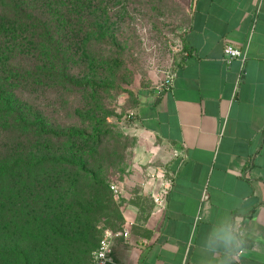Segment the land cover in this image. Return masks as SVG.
<instances>
[{
	"label": "rangeland",
	"instance_id": "1",
	"mask_svg": "<svg viewBox=\"0 0 264 264\" xmlns=\"http://www.w3.org/2000/svg\"><path fill=\"white\" fill-rule=\"evenodd\" d=\"M22 2L33 12V27L26 18L25 27L10 28L0 38V173L13 174L0 193V232L5 246L36 253L50 247L44 249L48 262L35 264H77L70 251L74 246L59 239L41 241L45 226L32 217L53 218L48 198L84 190L75 180L79 168L66 175L68 180L46 179L51 168L40 159L39 175L29 183L26 171L16 176L10 165L41 156L75 159L80 153L87 160L83 172L105 179L102 194L109 199L92 222L91 237L74 247L82 250L79 264H87L103 229H119L129 210L135 211L129 235L143 238L151 232L147 221L156 204L151 192L166 184L179 147L141 137L131 107L137 90L162 86L173 72L183 54L193 0ZM17 41L23 49L10 51ZM87 141L97 144L88 152ZM158 179L152 188L150 182ZM111 183L119 187L117 197ZM63 231L76 232L71 226ZM118 254L125 249L116 245L111 259Z\"/></svg>",
	"mask_w": 264,
	"mask_h": 264
},
{
	"label": "crops",
	"instance_id": "2",
	"mask_svg": "<svg viewBox=\"0 0 264 264\" xmlns=\"http://www.w3.org/2000/svg\"><path fill=\"white\" fill-rule=\"evenodd\" d=\"M224 40L245 52L237 84ZM182 43L169 85L137 90L131 107L141 137L179 147L165 203L147 242L114 239L125 254L108 264H225L237 248L222 228L245 250L239 264H264V0H193Z\"/></svg>",
	"mask_w": 264,
	"mask_h": 264
},
{
	"label": "trees",
	"instance_id": "3",
	"mask_svg": "<svg viewBox=\"0 0 264 264\" xmlns=\"http://www.w3.org/2000/svg\"><path fill=\"white\" fill-rule=\"evenodd\" d=\"M31 19L28 20L31 22V27L33 23L34 15L31 12L29 6L23 4L22 0H0V38H3L4 35L7 34L10 28H22L24 26V19ZM35 25V24H34ZM12 31V30H11ZM15 40V39H11ZM7 43L6 45L11 44L12 42ZM0 41H3L0 39ZM18 45H15L11 48V45L8 46L11 50H20L23 49V44H20L17 41ZM55 51H58L55 48ZM80 135L82 133L77 132ZM55 135H64V132H57ZM78 139L79 136H76ZM95 145H90V142H85V149L86 151H90L91 149L95 148ZM78 158L68 159L65 156H41L39 158L29 160V159H19L18 162L12 163L10 166L12 172L14 171L16 176H18L21 172L26 171L24 173V178L27 182L33 183L36 178L38 177L39 171V161L40 159L44 160L45 165H49L51 170L46 171L44 173V177L46 179H51L55 177L56 179H65L68 180L66 175L69 174L70 171H75L76 167L80 170V175L77 176L75 180H80L82 186L84 188L83 191L78 193L77 195H55L52 198H48L45 203H48L51 208H53V218L43 217L38 218L33 213L34 222L39 224L40 226H45L46 231L41 233L40 240L45 242L46 244L52 240L59 239L61 241H65L64 243L71 244L75 247V245L79 244V241L86 240L87 238L91 237V233L95 231L92 222L96 221L98 213H101L103 210L102 204H106L109 202V199L105 194H102L104 188L106 189V181L104 178H100L95 176L89 170L83 172L84 167L83 165L87 164V160L78 154ZM82 155V154H81ZM88 156V155H87ZM77 157V156H74ZM89 157V156H88ZM78 165V166H77ZM7 166H2V168ZM77 172V171H76ZM12 173L10 175L6 174V172L0 173V193L4 186V182L11 181ZM19 183V181H17ZM12 183L11 185H13ZM45 187H49V182H46ZM90 185L93 186L92 190L90 191ZM87 190L89 192H87ZM44 203V204H45ZM71 226L74 229V233L71 235L67 234L63 230H66L67 227ZM89 232L87 237H85V232ZM101 235V234H100ZM4 232H0V263L6 259L10 263L14 264H35L40 260L42 262H48L49 257L46 254V250L50 247H41V251L36 253L34 249L31 248H21V247H12V246H5L4 244ZM60 237V238H57ZM100 237V236H99ZM99 239V238H98ZM98 242V240H97ZM97 245V243H96ZM95 245V246H96ZM95 246L93 248H95ZM72 247L70 249L71 255H73L72 259H74L77 264L81 262L79 255L81 254L82 250L79 251L78 249ZM78 247V246H77ZM90 245H87L88 250ZM92 248V249H93ZM26 249V250H25ZM91 249V248H90ZM91 249V251H92ZM51 250V249H50ZM49 250V251H50ZM84 249V252L86 251ZM40 261V262H41ZM88 263V262H87ZM50 264V263H49Z\"/></svg>",
	"mask_w": 264,
	"mask_h": 264
},
{
	"label": "built area",
	"instance_id": "4",
	"mask_svg": "<svg viewBox=\"0 0 264 264\" xmlns=\"http://www.w3.org/2000/svg\"><path fill=\"white\" fill-rule=\"evenodd\" d=\"M261 0H256L257 7L259 6ZM232 58H237L240 61L241 69L237 73L236 76V84L239 82L242 74V66L245 59V52L240 48V46L234 42L224 40L222 45V59L223 60H230ZM172 74V73H171ZM171 74L169 78L166 81V84L169 85V79L171 77ZM154 173L152 172L151 175ZM172 172H169V176L167 177L166 184L164 186L155 188L151 192V196L153 198V201L159 205L163 206L165 203V195L167 193L169 183L171 181ZM110 188L114 192V196L117 197L119 195V187L115 183L110 184ZM206 196V191L204 190L202 193V198ZM131 225V221H124L119 229L111 230L109 228L103 229L101 232V235L98 239L97 245L95 248L91 251V256L87 264H108V262L111 260V253H112V243L113 240L116 237H123L128 238L129 237V228ZM147 239L142 238V243H146Z\"/></svg>",
	"mask_w": 264,
	"mask_h": 264
},
{
	"label": "clouds",
	"instance_id": "5",
	"mask_svg": "<svg viewBox=\"0 0 264 264\" xmlns=\"http://www.w3.org/2000/svg\"><path fill=\"white\" fill-rule=\"evenodd\" d=\"M239 219L240 218L237 217V220ZM218 231L222 233L220 238L224 240L225 244L234 245L237 248L233 255H230L226 258L225 264H233V261H235V264H239L240 257L245 254L244 248L240 246L231 228H222Z\"/></svg>",
	"mask_w": 264,
	"mask_h": 264
}]
</instances>
